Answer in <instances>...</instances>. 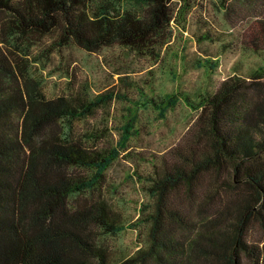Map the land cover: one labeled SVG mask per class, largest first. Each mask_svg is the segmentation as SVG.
Segmentation results:
<instances>
[{"label":"trees","instance_id":"1","mask_svg":"<svg viewBox=\"0 0 264 264\" xmlns=\"http://www.w3.org/2000/svg\"><path fill=\"white\" fill-rule=\"evenodd\" d=\"M168 2L0 0V264H264V243L248 239L253 223L264 230V98L228 109L238 83L225 81L196 102L187 95L141 99L162 116L180 100L201 107L198 136L209 143L174 149L177 159L148 173V200L129 222L102 195L105 173L130 139L129 124L114 145L97 146L94 131L75 130L112 99L48 97L17 71L15 49L54 32L58 46L150 51L171 20ZM256 23L246 45L264 58L263 9ZM223 167L226 178L196 199L201 178ZM178 190L195 199L197 215L175 207ZM127 227L144 230L146 244L124 258L104 239Z\"/></svg>","mask_w":264,"mask_h":264},{"label":"rangeland","instance_id":"2","mask_svg":"<svg viewBox=\"0 0 264 264\" xmlns=\"http://www.w3.org/2000/svg\"><path fill=\"white\" fill-rule=\"evenodd\" d=\"M168 4L171 20L150 51L117 43L97 50L74 43L58 46L56 32L22 42L21 52L15 49L17 71L48 97L81 93L112 99L78 120L77 133L92 130L99 137L94 144L114 145L129 124L130 139L102 184L104 198L129 222L140 217L148 200L143 184L148 173L177 159L176 149L198 151L209 143L198 136L204 124V118L199 120L201 107L180 100L162 116L144 107L141 99L187 95L196 102L219 91L225 81L238 83L226 98L228 109L240 101L264 98V58L246 45L257 33L256 17L264 10L263 0H169ZM226 171L224 167L207 171L194 197L201 198L217 177L225 179ZM172 199L181 211L197 215L195 199L180 190L173 192ZM248 239L263 244L264 230L253 223ZM104 241L116 255L126 258L145 246L146 235L142 229L127 227Z\"/></svg>","mask_w":264,"mask_h":264}]
</instances>
